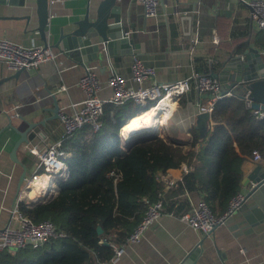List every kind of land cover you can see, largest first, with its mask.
Instances as JSON below:
<instances>
[{
    "label": "crops",
    "instance_id": "1",
    "mask_svg": "<svg viewBox=\"0 0 264 264\" xmlns=\"http://www.w3.org/2000/svg\"><path fill=\"white\" fill-rule=\"evenodd\" d=\"M99 1L49 0L44 38L37 29L35 0H24L22 4L0 2V37L24 45L46 42L58 53L54 60L44 62L34 70H22L18 77L7 79L0 85V226L12 221L11 207L20 188V174L24 165L31 167L33 162L25 152L26 145L45 148L59 137L61 126L53 108L57 105L70 111L72 103L83 99L78 80L85 66L91 67L101 80L99 95L102 98H109L112 94V89L105 84L110 62L121 73L130 71V53L107 56L103 51L101 57L80 64L53 45L60 32L74 27L75 21L87 9L94 15ZM117 2L121 5L124 30L130 31L129 36L134 42L142 45L137 56L144 63L153 65L157 81H173L189 75L194 68L209 73L217 71L219 61L229 58L231 52H241L248 46L259 50L264 46V30L251 21L249 6L238 0H161L165 17L160 21L145 16L139 2ZM197 8L198 11H194ZM262 61L264 63V55ZM13 72L0 60V78ZM205 97L206 94L192 87L178 98L171 99L172 108L164 120L156 124L153 132L166 136L185 150L189 149L190 131L193 129L198 135L194 121L199 112L198 101L205 100ZM15 110L19 116H12ZM161 114L158 112V116ZM15 127L19 130L28 128V141L16 147L20 135ZM120 134L127 137L121 129ZM262 156L261 163L255 162L252 156L245 162L252 166L264 164V153ZM25 157L30 164L24 162ZM184 165L188 166L182 163L160 171L174 180V187L186 172ZM246 181V172L242 169L239 191L249 189ZM173 187L167 188L163 179H155V190H160L163 195ZM183 197H187L189 204L198 199L197 194L190 195L186 191L173 199L183 201ZM244 205L209 235H201L179 219L180 213L164 206L159 219L148 227L138 242L127 244L117 259L98 261L93 254L92 259L84 264H177L199 241L200 250L193 256L191 264H264V189L246 199ZM99 242L115 244L111 238H101Z\"/></svg>",
    "mask_w": 264,
    "mask_h": 264
},
{
    "label": "trees",
    "instance_id": "2",
    "mask_svg": "<svg viewBox=\"0 0 264 264\" xmlns=\"http://www.w3.org/2000/svg\"><path fill=\"white\" fill-rule=\"evenodd\" d=\"M154 104L155 100L145 106L131 100L117 105L107 102L97 130L85 125L64 140L63 147L70 152L65 160L67 175L57 179L45 196L20 202L19 210L33 222L51 220L65 236L13 254L0 249V264H84L93 254L98 261L109 260L113 247L100 239L111 238L120 244L143 215L142 198H156V172L182 163L188 170L164 195L166 209L186 211L187 197L180 202L173 199L186 191L197 194V200L204 199L215 215L226 210L240 189L242 164L254 149L264 153V117L258 118L243 98L231 94L215 101L211 128L201 141L195 130L190 131L187 150L156 133L122 141L121 126ZM24 162L30 164L26 157Z\"/></svg>",
    "mask_w": 264,
    "mask_h": 264
},
{
    "label": "built area",
    "instance_id": "3",
    "mask_svg": "<svg viewBox=\"0 0 264 264\" xmlns=\"http://www.w3.org/2000/svg\"><path fill=\"white\" fill-rule=\"evenodd\" d=\"M142 5L145 16L154 17L158 21L165 17L161 0H133ZM249 6V17L255 26L264 30V0H238ZM194 11H198V8ZM186 12V10H184ZM127 36L130 31L125 30ZM264 55V46L259 49ZM58 53L50 45H24L5 37H0V60L11 70L30 71L40 64L54 60ZM110 71L105 79V84L112 89L109 98H102L99 91L102 82L96 72L85 66L84 72L78 80L84 97L81 101L71 104L70 111L64 107H58L57 119L61 126L59 137L47 147L39 148L36 145H26L25 152L32 157L31 167H26V172L21 181L20 188L11 207L12 221L0 226V249L15 252L26 247H38L54 237L65 236L63 231L49 219L33 222L27 215L19 210L20 202H34L49 193L57 179L67 175L66 158L69 152L63 147L64 140L72 133L87 125L90 130H97L101 126L100 117L103 113L104 104L110 102L114 105L131 100L142 106L148 101L155 103L164 98H178L190 88H195L199 93L206 94L205 100L198 101V110L211 114L217 99L234 94L231 89L223 91L217 78L194 68L189 75L170 82L157 81L154 78L153 65L144 63L137 54H132L130 71L128 74L121 73L113 62H110ZM244 104L252 110L258 118L264 117V108H253L252 101L244 93ZM153 107V106H151ZM12 116H19L16 110ZM88 135L86 134L85 137ZM255 162L261 163L263 156L258 149L252 151ZM188 170V166H183ZM117 176V173L109 172ZM156 179H163L167 188L173 187L174 180L162 171L156 172ZM52 182V183H51ZM245 192H236L228 201L226 210L221 215H215L210 205L202 198L191 202L189 208L178 215L185 224L200 232L201 235H209L213 229L223 223L244 201ZM145 209L140 220L132 230L124 237L120 244L112 243V259H117L124 251L127 244L138 242L145 231L156 222L164 209V195L158 190L156 198L151 200L142 198Z\"/></svg>",
    "mask_w": 264,
    "mask_h": 264
},
{
    "label": "water",
    "instance_id": "4",
    "mask_svg": "<svg viewBox=\"0 0 264 264\" xmlns=\"http://www.w3.org/2000/svg\"><path fill=\"white\" fill-rule=\"evenodd\" d=\"M118 0H100L95 14L91 15L87 9L83 16L75 21V26L69 31H61L55 47L63 50L68 56L80 64L90 59L99 58L104 53L111 56L115 53L138 54L142 50V45L134 42L133 38L125 34L121 24V5ZM7 3H24V0H0ZM36 13L38 15L37 29L42 38H44L45 26L48 21L49 0H35ZM44 45H47L46 42ZM229 58L219 61V69L210 72V75L217 78L223 91H231L244 98L251 99L253 108H264V63L262 54L255 47L248 46L241 52L229 54ZM22 70H15L12 74L2 76L0 85L7 79L18 77ZM151 108V107H149ZM148 108V109H149ZM147 109V110H148ZM58 106L53 108L54 116H57ZM211 114L208 112H197L194 117L195 127L198 129V138L201 141L209 130ZM11 124V123H10ZM14 126V125H13ZM18 131L20 138L16 141L15 147L22 142H27L26 127ZM143 133H154L153 131L141 130L134 135ZM133 136V135H132ZM130 139V138H127ZM252 164L244 163L242 169L246 172L249 189L245 192L244 201L257 195L264 189V164H255L248 172ZM26 172V165L20 174L21 183ZM244 201L230 215L224 219V223L230 220L233 213L241 210L245 205ZM98 232H101L100 226H97ZM200 241L189 252L179 260L177 264H191L192 258L200 250Z\"/></svg>",
    "mask_w": 264,
    "mask_h": 264
},
{
    "label": "bare ground",
    "instance_id": "5",
    "mask_svg": "<svg viewBox=\"0 0 264 264\" xmlns=\"http://www.w3.org/2000/svg\"><path fill=\"white\" fill-rule=\"evenodd\" d=\"M172 106L171 99L169 97L164 98L148 110L131 117L121 126V133L126 135V138H130L141 130L153 131L156 124L164 120ZM158 112L162 113L161 116H158Z\"/></svg>",
    "mask_w": 264,
    "mask_h": 264
},
{
    "label": "rangeland",
    "instance_id": "6",
    "mask_svg": "<svg viewBox=\"0 0 264 264\" xmlns=\"http://www.w3.org/2000/svg\"><path fill=\"white\" fill-rule=\"evenodd\" d=\"M126 139V138H125ZM124 137H123V140L122 141H125Z\"/></svg>",
    "mask_w": 264,
    "mask_h": 264
}]
</instances>
